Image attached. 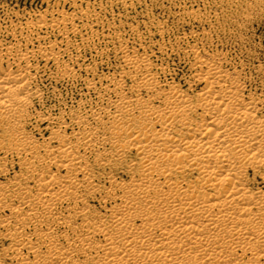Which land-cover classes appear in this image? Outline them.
<instances>
[{
    "label": "bare ground",
    "instance_id": "1",
    "mask_svg": "<svg viewBox=\"0 0 264 264\" xmlns=\"http://www.w3.org/2000/svg\"><path fill=\"white\" fill-rule=\"evenodd\" d=\"M57 13L30 29L78 37L115 25L90 8ZM113 27L103 37L120 70L96 79L111 97L97 93L106 105L89 112L37 114L47 141L27 129L42 97L29 70L37 55L60 62L59 46L37 55L28 46L19 64L0 67V264H264V95L196 54L187 90L163 84ZM73 70L64 64L56 77Z\"/></svg>",
    "mask_w": 264,
    "mask_h": 264
},
{
    "label": "rangeland",
    "instance_id": "2",
    "mask_svg": "<svg viewBox=\"0 0 264 264\" xmlns=\"http://www.w3.org/2000/svg\"><path fill=\"white\" fill-rule=\"evenodd\" d=\"M88 8L99 15L107 27L111 24H115L113 26L116 28L120 26L118 33L125 47L140 56L148 55L163 84L165 81L176 83L187 90V82L194 74L192 62L198 56L209 61L216 60L233 78H239L246 86L245 90L257 96L264 95V0H117L116 3L108 0H0V67L7 66L9 61L17 62L15 59L18 60L20 51L24 53L28 46L29 51L33 49L36 55L40 48L46 49L52 45L60 48V62L48 63L37 55L30 63L32 68L29 73L34 75L31 86L41 91L42 97L36 98L39 101L34 100L33 109L30 110L32 122L27 129L40 142L47 141L51 133L47 124L36 121L37 114L55 117L80 106L83 112H89L106 105L104 101L101 102L99 93L105 99L111 97L105 91L110 86L108 80L103 83L97 80L99 77H115L120 70L121 64L114 44L108 39L104 40V37L114 34L113 26L111 32L108 28L104 30V27H87L78 35L79 38L73 34L62 36L59 30H51V27L41 32L30 29L41 15L48 14L51 17L61 11L73 14ZM93 32L104 36L103 39L98 35L93 36ZM59 38L62 44L60 40L57 41ZM10 45L14 51L12 58L7 51ZM17 63L14 65L15 70L18 68ZM26 63L22 62L21 65L26 67ZM64 64L74 69L78 76L57 78V71ZM92 78L97 82V91L87 90L88 93L86 89ZM199 89L200 86L194 90ZM12 170V175L19 172L18 167Z\"/></svg>",
    "mask_w": 264,
    "mask_h": 264
}]
</instances>
